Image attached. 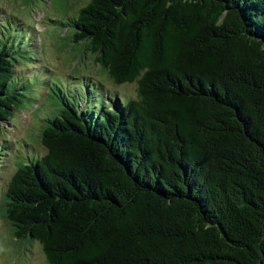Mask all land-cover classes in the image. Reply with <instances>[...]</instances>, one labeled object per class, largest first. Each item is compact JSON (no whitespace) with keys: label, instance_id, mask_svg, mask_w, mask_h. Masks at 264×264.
<instances>
[{"label":"trees","instance_id":"obj_1","mask_svg":"<svg viewBox=\"0 0 264 264\" xmlns=\"http://www.w3.org/2000/svg\"><path fill=\"white\" fill-rule=\"evenodd\" d=\"M60 1L76 67L88 52L136 95L57 86L46 152L0 205L13 239L48 264H264V0ZM17 19L0 32V126L24 108L15 69L36 43Z\"/></svg>","mask_w":264,"mask_h":264},{"label":"rangeland","instance_id":"obj_2","mask_svg":"<svg viewBox=\"0 0 264 264\" xmlns=\"http://www.w3.org/2000/svg\"><path fill=\"white\" fill-rule=\"evenodd\" d=\"M87 1L70 0L67 13L74 14ZM66 15L63 2L60 0H0V32L6 34L10 32V24L16 29L15 25L19 23L17 19L19 17L23 21L26 34L30 33L31 40L36 34L34 39L36 43L30 42L27 45L30 52L21 55V61L17 62L15 69V73L21 74L26 83V93L21 97L24 108L14 109L13 116L2 121L0 126L2 210L5 202L4 193L11 176L20 163L30 161L28 151L33 155H42L46 152L40 140L43 117L51 112L55 113L63 106L59 98L61 92L57 86L63 88V92L71 98H77L78 102L88 101L89 104L94 102L99 104L103 100L109 104L113 100V96L108 95L109 97L106 98L100 93L101 88L90 85L91 82L103 84L108 93L117 92L118 95L129 97L136 95V83L115 85L106 74L98 73V65L88 52L85 58L81 59L86 63L84 67L80 64L76 67L79 57L72 62L75 51L69 45L68 39L61 38L68 32H59L62 28L59 24L64 21L63 17ZM35 45L36 48L33 47ZM36 52L37 57H34ZM82 75L84 79H80L79 76ZM85 83L89 88H93L96 94L95 100L89 101L91 95L85 90ZM6 139H10L11 142ZM0 264H48L37 241L13 239L10 222L5 219L1 211Z\"/></svg>","mask_w":264,"mask_h":264}]
</instances>
